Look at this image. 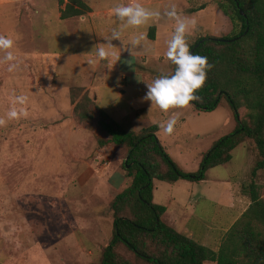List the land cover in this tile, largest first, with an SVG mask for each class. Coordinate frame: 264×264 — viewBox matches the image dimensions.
<instances>
[{
	"label": "rangeland",
	"instance_id": "obj_1",
	"mask_svg": "<svg viewBox=\"0 0 264 264\" xmlns=\"http://www.w3.org/2000/svg\"><path fill=\"white\" fill-rule=\"evenodd\" d=\"M38 7L57 12L60 5L58 0H0V34L14 39L20 60L14 72L0 64V118L6 121L0 125V264H99L113 236L110 202L131 182L124 166L128 148L99 145L100 138L109 136L96 120L74 115L70 91L77 86L69 73L75 76L84 70L79 52L93 50L82 38L89 29L84 25L81 29L77 22L37 18ZM56 69L66 80L57 93L53 86L62 82ZM94 92L100 95L98 104L106 108L102 88ZM127 92L118 110L107 109L129 128L121 118L128 103L151 101L143 99L146 85ZM20 94L29 97L27 104L15 103ZM12 107L24 108L28 116L8 119ZM178 110L185 117L178 125L184 137L168 151L181 169L195 172L208 151L204 149L231 132L235 117L226 99L213 111H197L191 103ZM239 113L243 118L248 110L241 108ZM232 155L200 181L154 180V203L168 208L163 219L179 230L189 224L194 239L214 251L249 198L243 187L256 182L264 198V169L252 175L261 158L253 140L236 147ZM118 251L132 264H145L121 244Z\"/></svg>",
	"mask_w": 264,
	"mask_h": 264
},
{
	"label": "trees",
	"instance_id": "obj_2",
	"mask_svg": "<svg viewBox=\"0 0 264 264\" xmlns=\"http://www.w3.org/2000/svg\"><path fill=\"white\" fill-rule=\"evenodd\" d=\"M215 1L230 18L233 31L223 37H199L189 44L192 53L207 57L212 65L203 87L195 93L201 99L190 103L197 111H213L226 99L236 125L213 143L197 171H185L173 160L158 137V124L140 131L127 128L100 107L89 90L71 88L76 118L96 120L109 136L100 138L99 145L128 148L124 166L131 182L110 202L113 236L99 264H132L118 251L120 244L145 264H264V198L256 182L243 187L251 203L230 227L218 251L169 225L163 220L166 207L154 203L155 179L170 183L203 180L209 169L228 163L233 150L248 140H253L261 157L252 175L264 169V0ZM58 2L61 7L65 4L61 19L91 11L85 0ZM241 108L248 110L246 117H240Z\"/></svg>",
	"mask_w": 264,
	"mask_h": 264
},
{
	"label": "crops",
	"instance_id": "obj_3",
	"mask_svg": "<svg viewBox=\"0 0 264 264\" xmlns=\"http://www.w3.org/2000/svg\"><path fill=\"white\" fill-rule=\"evenodd\" d=\"M85 2L91 7V11L83 16L61 19V8L65 6L64 4V6L58 7L57 12H50L43 7H38L35 13L39 16L35 17H43L44 19L53 17L52 19L58 21L77 22L81 29L83 25L89 29L87 35L84 36L85 34H83L82 38L85 39L86 43L93 46V50L79 52V55L83 58H81V65L84 66V70L78 71L76 73L78 76H74L71 73H69V76L73 75L72 78L76 80L73 83L75 86L89 90L93 99L96 97L95 101L97 104L100 100L97 88L101 87L105 93L104 101L108 104L106 108H103L106 111H108L107 108L111 107L118 110V103L124 99L123 97L128 93V88L144 86L146 83L152 82L153 80L146 78L147 75L157 78L162 74H174L176 66L166 56L168 42L174 35L176 28V21L169 18L166 13L173 7L182 19L195 21L194 24L189 23L188 26L186 33L188 44L196 41L199 37H223L231 34L233 31V24L230 18L222 11L215 0H118L111 4L99 0H85ZM131 2H138L148 9L158 10L161 15L158 19H151L139 27L125 26L115 16L114 9L121 4ZM114 29L121 31L120 40L111 39ZM137 40L139 41L138 44L133 43ZM100 47L105 48L110 55L100 58L96 52V49ZM74 55L78 56L76 53ZM54 71L62 82L60 85L53 86L54 91L57 93L65 79H62L63 72L60 69ZM67 85H69L70 89V83H67ZM107 90L109 91V95L107 94ZM94 91L97 92V95ZM138 91L142 93L141 89ZM110 92H113L112 98L110 97ZM127 107L126 113L121 118L129 124V128L140 131L153 124H158V137L168 153L169 147L175 143V140L179 138L183 139L184 133L181 132V129H178V125L182 120H185V117H182L178 108H172L165 112L159 106L151 105V103L137 105L131 102L128 103ZM142 110L145 111V114H143ZM108 113L110 114L109 111ZM173 116L176 117L177 123L172 134H167L160 125L166 124ZM112 117L116 119L114 116ZM235 125L236 122L234 121L233 129ZM163 133L165 134V139H163ZM218 139L220 138L213 139V143ZM208 149L209 147L204 150ZM172 202L180 205L175 198H172ZM250 203L251 201L248 198L238 219L249 207ZM167 211L168 208L166 207L165 213ZM178 212L183 213L182 208ZM169 225L176 228L173 223ZM177 230L188 237L195 238L193 229L187 223L180 230ZM225 232L227 233L228 231L226 230ZM214 263L216 262L214 261Z\"/></svg>",
	"mask_w": 264,
	"mask_h": 264
},
{
	"label": "clouds",
	"instance_id": "obj_4",
	"mask_svg": "<svg viewBox=\"0 0 264 264\" xmlns=\"http://www.w3.org/2000/svg\"><path fill=\"white\" fill-rule=\"evenodd\" d=\"M114 14L125 26L131 27L142 26L151 19H158L161 15L158 10L148 9L138 2L117 6L114 9ZM166 15L176 21L175 32L168 42L166 52L167 58L176 66L175 72L171 75L162 74L151 83H146L147 92L143 97L144 100L151 101V105H157L165 112L172 108L188 106L191 101H199L201 97L195 94L196 90L203 87L207 79V72L212 67L207 57L190 51L186 33L189 23L194 24L195 21L182 19L174 7L167 11ZM120 38L121 31L114 29L111 39L120 40ZM133 43L138 44L139 41ZM15 48L16 43L13 38L0 34V64H7L9 72H14L20 67V60L14 51ZM96 52L100 58L110 55L103 47L96 49ZM28 101L29 97L24 94L17 95L15 98V103L19 105H25ZM27 116L28 112L24 108L17 110L16 107H12L7 113L10 120L26 118ZM5 122L4 119L0 118V125H4ZM176 123L177 119L173 116L160 127L167 134H172Z\"/></svg>",
	"mask_w": 264,
	"mask_h": 264
},
{
	"label": "water",
	"instance_id": "obj_5",
	"mask_svg": "<svg viewBox=\"0 0 264 264\" xmlns=\"http://www.w3.org/2000/svg\"><path fill=\"white\" fill-rule=\"evenodd\" d=\"M241 14H244V12L241 10ZM191 52H193V50L191 51ZM96 99V97H94V100Z\"/></svg>",
	"mask_w": 264,
	"mask_h": 264
}]
</instances>
